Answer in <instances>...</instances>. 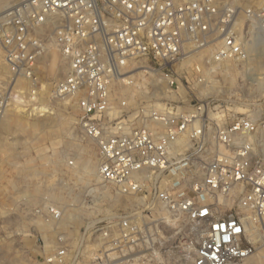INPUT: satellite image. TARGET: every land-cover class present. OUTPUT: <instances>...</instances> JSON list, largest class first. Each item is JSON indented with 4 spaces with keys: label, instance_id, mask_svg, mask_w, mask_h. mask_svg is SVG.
I'll use <instances>...</instances> for the list:
<instances>
[{
    "label": "built area",
    "instance_id": "obj_1",
    "mask_svg": "<svg viewBox=\"0 0 264 264\" xmlns=\"http://www.w3.org/2000/svg\"><path fill=\"white\" fill-rule=\"evenodd\" d=\"M261 34L264 0H18L0 11V119L74 110L99 181L124 203L72 238L58 233L40 264H246L264 249V103L212 130L203 79L187 71L242 61ZM121 88L137 95L116 102ZM45 208L46 223L61 222Z\"/></svg>",
    "mask_w": 264,
    "mask_h": 264
},
{
    "label": "rangeland",
    "instance_id": "obj_2",
    "mask_svg": "<svg viewBox=\"0 0 264 264\" xmlns=\"http://www.w3.org/2000/svg\"><path fill=\"white\" fill-rule=\"evenodd\" d=\"M233 1L243 7L245 0ZM59 61L58 53H53L45 66L48 79L58 75ZM191 64L188 76L203 79L196 85V96L204 104L202 118L212 130L263 107L264 34L248 40L242 61L207 66L198 59ZM135 82L142 83L137 78ZM201 84L208 88L203 91ZM188 94L181 89L179 96L193 97ZM133 95H137L134 88L114 92L116 102ZM13 112L21 128L0 130V264H40L58 233L68 232L72 238L84 218L113 212L124 203L99 181L96 145L82 134L74 110L42 117ZM48 206L60 209V223L45 222ZM246 264H264V249Z\"/></svg>",
    "mask_w": 264,
    "mask_h": 264
},
{
    "label": "bare ground",
    "instance_id": "obj_3",
    "mask_svg": "<svg viewBox=\"0 0 264 264\" xmlns=\"http://www.w3.org/2000/svg\"><path fill=\"white\" fill-rule=\"evenodd\" d=\"M16 1H18V0H13V1H11V3L10 4H12V3H14V2H16ZM8 2H9V0H0V9L1 10H3L4 8H6L7 6H9L10 4H8ZM5 6V7H4ZM0 10V11H1ZM211 65V64H210ZM210 67H209V69H207L206 70V75H208L209 73H210ZM208 82V81H207ZM202 85V84H201ZM202 87L203 88H201V89H203V91H205V87H207L206 85H202ZM208 88V87H207ZM15 117H16V115L14 114V112L13 111H8L1 119H0V130H2V131H7L8 129H10L12 126H15V128H18V129H20L21 127H19L18 125H16V123H15ZM86 175H87V177H88V179H90L91 178V175H92V171L91 170H89V171H87L86 172ZM98 177V176H97ZM1 264H6V263H1ZM7 264H10V263H7Z\"/></svg>",
    "mask_w": 264,
    "mask_h": 264
}]
</instances>
